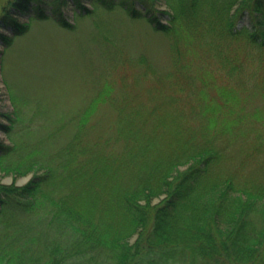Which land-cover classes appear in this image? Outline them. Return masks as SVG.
Instances as JSON below:
<instances>
[{
  "label": "trees",
  "instance_id": "obj_1",
  "mask_svg": "<svg viewBox=\"0 0 264 264\" xmlns=\"http://www.w3.org/2000/svg\"><path fill=\"white\" fill-rule=\"evenodd\" d=\"M66 3L146 20L169 63L125 54L100 113L45 120L35 146L0 110V167L34 172L0 182V264H264V0H11L0 53L22 13L72 27Z\"/></svg>",
  "mask_w": 264,
  "mask_h": 264
},
{
  "label": "rangeland",
  "instance_id": "obj_2",
  "mask_svg": "<svg viewBox=\"0 0 264 264\" xmlns=\"http://www.w3.org/2000/svg\"><path fill=\"white\" fill-rule=\"evenodd\" d=\"M9 1L0 0V15ZM87 4L92 7L90 2ZM52 5L48 3V12ZM63 8L72 27L61 25L51 14L39 18L22 13L19 19L27 23L28 29L13 35L0 53V110L11 112L15 109L13 104L18 108L13 132L20 145L35 146L44 134L41 128L51 126L45 120L53 122L51 130L57 121L78 117L87 111L99 114L101 97L106 92V75L113 70L111 82L120 85L121 70L115 62L125 54L129 58L141 55L144 70L149 60L159 68L169 63L168 40L146 20L131 18L122 9L96 8L91 15H76L71 5L66 3ZM131 75L141 78V89L149 93L151 84L144 74L132 71ZM0 122L8 123L2 117ZM0 140L9 144L12 141L1 129ZM33 176L34 172L14 175L0 167L2 183L21 185Z\"/></svg>",
  "mask_w": 264,
  "mask_h": 264
}]
</instances>
